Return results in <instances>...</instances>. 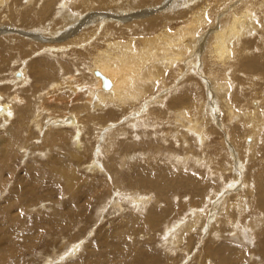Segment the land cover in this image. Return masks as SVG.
Listing matches in <instances>:
<instances>
[{
  "label": "rangeland",
  "instance_id": "1",
  "mask_svg": "<svg viewBox=\"0 0 264 264\" xmlns=\"http://www.w3.org/2000/svg\"><path fill=\"white\" fill-rule=\"evenodd\" d=\"M30 1L33 3L31 7L28 6L27 0H7L6 5L8 7L6 6V8L0 4V31L10 24L14 27L12 30H15L11 32L16 34H24L26 32L19 33V31H26L25 29L28 28L27 32L33 31L39 33V35L42 34L41 36L44 38L48 37V40H40V47L41 45H46L47 41L54 40L50 46L53 49L49 50L46 47L40 50L50 51L51 54L49 56L55 63L58 62V59H53V57L61 56V47H65L67 53L64 52L63 56H61L64 58V63L62 64L64 72L62 73L60 64L52 68L47 61L42 60V58H45L42 56L44 55L42 51L39 50L37 51L38 54L35 53L36 49H39L38 42H36L37 47L33 45L26 47L25 42H20L22 38L17 39V44L16 42L14 44L19 46H16V50L13 53L17 56L20 55L23 59L29 57L25 59L28 62L30 57L34 58L32 61L30 60L31 65L29 64V78L31 77V81L25 86L24 82L17 80L19 78L17 77L18 66L16 65L12 68V63L7 61L4 50L0 57V92L5 93L6 101L11 102L12 107L14 106L12 109L11 137L6 134V137L10 139L0 145V177L8 181L7 188L3 187L2 184L0 186V264H48L50 259H58V255L64 253L65 250L61 252L63 249H67L70 245L78 247L80 244L81 248L79 251L75 247L71 249L75 252V255L72 258H68L64 264H157L155 261L138 262V259L144 258L145 251L148 250L159 251L167 256L160 264H209L208 260H210V264H242L241 259L236 258L222 261L219 255L213 254L214 249L209 252L204 251L205 247L218 244L217 248L228 243L233 245L231 247H234V245L242 246V242L240 243L236 240L239 235H235L232 232L229 233L228 229L226 230L225 226L221 225L217 226L224 233H221L220 241H214L215 244L213 240L211 241L210 236L205 235V233L210 232L212 227L202 224L205 226L203 227V233L194 232V238L190 243H188L189 235L187 236L186 230L182 231L181 227L180 232H182L183 239H186L185 243L176 245L173 249L174 251H169L168 247L162 246L160 240L164 234L162 230L166 229L165 224L168 223L167 226L171 224L177 226L178 221H182L186 216L189 217V212L187 213L185 208L180 207V211L176 210V212L165 214L164 218L162 215L158 220L148 221L147 214L151 210L163 214L168 207V202L163 200V195L154 185L139 183L138 180L142 175H146L153 180L161 179L158 184H162L164 181L170 182L172 190H177L186 195L187 192L184 189L189 190L191 188L190 190H192L195 188L192 187L191 183L185 182V180L197 183L199 179L204 177L203 179L208 183L207 189H205V192H208L205 194L211 197L205 203V207L201 208L202 211L206 210L207 219L212 220L213 216L222 215L223 204H225L224 199L231 197L232 200L229 203H233V205L230 208L236 209L234 221L241 222V233L244 228L246 232H249L246 226L248 218L245 217L244 219L243 215V213H247L246 211L249 207L244 206L246 204L245 199L248 200L249 197L247 192L249 186L251 188L254 187L255 205L257 206L259 201L262 200L263 204L261 207L264 208V4H262L263 9L260 7L263 0H248L247 6H251L255 12L248 11L243 7L242 3L245 0H232L216 12L214 9L217 0H210L213 4L209 7L214 11L212 14L214 16L210 15L207 27L202 28L198 33L197 41L195 42L198 48L194 45L197 52L190 50V53L182 61V66H180L181 73L175 77L168 70L169 72L166 74L164 82L166 87L160 89H157L151 82L142 80L136 74L141 84L135 88L132 82H129L119 98L117 94L106 97L105 106L98 108V110L101 109L100 113H103L99 119H90L88 117L94 103L89 105L87 113L86 111L84 113L81 112L82 114L79 112L83 107L82 102L88 99L83 98L81 95L78 96L74 86L85 88L95 85L96 81L94 79H96V72L99 70L98 66H91L97 49H94L95 51L93 52L89 51L88 48L90 47L87 48V43H85L87 42L85 37H91L93 31L89 30L91 28L84 29L85 26L81 27L79 31H75V29H78L80 24L88 20L85 19L86 15H88V17L91 16L93 22L100 18V23L104 25L102 28L106 27L108 34H115L116 38L119 37L122 41H126L128 34L123 27H120L124 25L123 23L126 24V22L130 21L116 25L117 22H121V18L118 16L123 13L121 9L118 10L117 7L112 6L111 2L110 6H108L111 8L105 10L103 7H107V5L104 3V6L101 0H89L90 4L93 3L92 7L96 5V8L93 7L89 12L86 7L89 6L87 5L88 0H58L56 2L57 6L55 5L56 8H54L55 11H52L55 12L54 16H56L53 20L56 22L51 20L56 26L48 25L47 28L44 25L43 28H39L41 18L33 14L35 12L33 10L34 4L43 8L46 1L40 0L39 5L36 4L35 0ZM113 1L115 3L118 2L117 0ZM155 1H160V3L170 1V3H173L171 0ZM207 1L199 0L198 2H202L199 5H205ZM148 2H152L150 5L153 4V0ZM189 2L190 5L188 4ZM115 3L113 5H116ZM196 3L197 1L192 0L178 2V5L175 4V8L178 7L179 9H173L174 14L172 15L174 16L171 19L179 18L183 13V15L188 14V20H190L188 9L192 8ZM20 5L23 6L21 7ZM46 6H49V3ZM80 7L82 9H79ZM183 7L185 8L183 9ZM30 9L33 10L31 14L34 15L31 17H35L33 20L28 16H24V13L26 15L25 11ZM243 10L245 12L247 10V13H249L250 16L248 15V18L257 19V28H252V33L245 35L241 44L237 45V43H233L234 41L230 43V50L233 54L229 64L232 69L230 66L223 69L221 68L223 67L221 63L215 62L213 55L214 39L221 37L222 32L220 33L221 30L219 31V29H222L221 26L223 28L227 26L226 22L229 18V13L231 15L232 11L239 15ZM244 11L242 12L243 14L245 13ZM93 13L97 14V17L92 18ZM107 13L110 15L105 16ZM132 16L128 15L126 17ZM138 16V21L148 23V15ZM221 17L223 18L222 20ZM68 20L71 21L68 22ZM115 20L116 22L113 25ZM86 22L88 23L87 26H94V24L91 25V21ZM173 22H180L179 25H182L183 21ZM34 24L36 27H34ZM252 24L250 22L247 27L252 26ZM149 27L152 26L148 23L143 25L141 30L140 28L134 29V32L137 33L134 36H138L137 38L148 37L146 34L149 31ZM69 30L71 33L74 32L70 38L75 37L76 40L78 39L77 44L71 43L73 40L70 41V38H68L70 40L63 39ZM51 35L54 37H49ZM100 39L101 45L99 44L98 48L105 47L106 41L103 34ZM103 47L102 50H105ZM7 52H12V50ZM65 53L67 56H65ZM14 54L12 56H15ZM167 56L173 57L170 51L163 54L166 61L168 59ZM210 57L214 59L213 61L217 67L220 66L222 74L226 70L227 76L230 74L233 78L230 82L226 81L231 87L229 95H222L218 92L215 84L218 80L210 74ZM59 60L61 61L60 58ZM247 64H253L255 67L248 69ZM184 67H187L186 71L188 68H196L197 71H195L197 73H192L191 79L185 78L182 75V72H185ZM13 80H16V83ZM72 82L74 85L73 89H69L68 85ZM143 85L151 91L149 98H141L138 94L139 91L142 92L141 87ZM174 89V95L184 94L190 106L203 110V115H205L203 117H207L208 124L201 125V130L204 129L203 131L208 135H206L208 141L204 142V146L196 142L192 146L197 149L203 146L202 149L206 155L205 161L207 163L213 161L211 168L214 169L215 165V167L221 165L228 169L224 177L227 180L226 182L229 181L228 183L234 185V189L231 184V188L230 186L224 187L225 182L222 179V181L219 180L216 176L204 175V166L194 169L188 167V170H186V173L188 172L191 177H196L197 181L190 178L181 179V177H187L186 173L182 174V172L177 171L175 165L173 166L172 156L176 153L184 154L183 149L177 152L175 148L173 134L177 129L168 125L166 123L168 121H158L157 115H163L167 111L160 103L161 97ZM13 95H16L14 99ZM93 96L101 98L98 94ZM8 97H11V99L8 100ZM225 97H229L230 100L234 101V107L238 111L245 113L247 109H253L254 112L261 110V114L259 112L260 116L254 115L252 117V115H248L247 119L241 114H237L233 118L226 117V115H223L221 107V100ZM234 98L237 101L236 103ZM3 99L4 96L1 95L0 101H3ZM41 99H43L41 103L44 106L47 105V109L52 111L50 113L52 116H44V111L41 110L42 113L39 114L40 124L37 127L32 121L34 120L32 115L35 116V111H38L35 105ZM48 99L56 102L53 101V105H48ZM79 100L80 102L74 105ZM166 102H169V99ZM237 106L239 107L237 108ZM68 111L81 114L77 120L79 122L77 125L80 126V129L76 130V125L70 127L66 124H61L63 118L65 119L71 115ZM168 116L172 118V114H168ZM43 117H47L49 121ZM153 121L162 125V130L158 131L156 128L151 127V122ZM51 122L56 124L59 122L61 125L58 127ZM255 126L259 128L258 131H261L258 134L260 138L257 137L258 143L254 147L256 149L247 147L252 143L250 132H254ZM106 128L109 129L106 130ZM7 132L10 134L9 129ZM3 135L5 133L0 131V136ZM19 136L24 139L21 143H19ZM231 137L233 138L231 139ZM54 142L55 144H53ZM155 143L156 145H153ZM166 143L168 145H164ZM101 152L102 155H100ZM3 160H5L6 164L2 163ZM240 163H244V167ZM97 164L104 169V172L96 169L99 168ZM190 165L197 166L193 165V163ZM115 168L116 170L114 171ZM239 168L243 170L240 171ZM234 174L240 175L235 178ZM62 175L64 178H62ZM176 176H180L181 180H177ZM69 179L70 182L68 184ZM260 184L262 185L259 186ZM252 185L254 186L252 187ZM204 187L205 183L202 182L199 185L198 192L190 191L194 205H199L203 202ZM32 188L33 195L37 194L35 195L36 198L33 195L21 197L17 204V209L19 210H13V208L9 211L3 210L4 207L11 206L14 199L12 198L13 196L18 195L20 197L23 191H28V189ZM139 199L146 202L145 210H140L134 204H131L132 200ZM174 202L178 205L179 198L176 200L172 199L173 204ZM107 203L108 205H106ZM105 205L106 207L102 211V207ZM224 208H227V205H224ZM241 209L242 211H240ZM210 212L215 214L211 215L209 214ZM260 215L263 217L264 212H261ZM231 227H233V224ZM9 230H11V233L8 232ZM257 237L259 240L264 239V233L261 231L257 232ZM201 254H203L204 259L207 258V261L200 257ZM249 256L247 258L250 259ZM246 261L247 264H262L258 259H253L252 261L247 259Z\"/></svg>",
  "mask_w": 264,
  "mask_h": 264
},
{
  "label": "bare ground",
  "instance_id": "2",
  "mask_svg": "<svg viewBox=\"0 0 264 264\" xmlns=\"http://www.w3.org/2000/svg\"><path fill=\"white\" fill-rule=\"evenodd\" d=\"M35 1H36V4L39 5V1L40 0H35ZM45 1H46V4L49 3V6H46V4H45L44 7L41 8V7H39V6L34 4L33 10L35 12L33 14L36 17H40L41 18V24H39V26H38L39 28H43L44 25H46V27L48 25H50V26L52 25L53 27H55L56 25L53 24V22H56V21H54L53 18L56 15L54 16L55 12H52V11L54 10V8H56L55 5H56V2L58 0H52V1L45 0ZM117 1L118 2L115 3L113 0L112 1L111 0L110 1L101 0V3L103 5H104V3L107 5V7H103L105 10L111 8V7H108V6H110V2H111V5L117 7L118 10L121 9V12L123 14L121 16H118V17L121 18V22H117L116 25L121 24L122 22H125V21H130V22H126V24L123 23L124 25L120 27V28L123 27L124 30H126V33L128 34V38L126 39V41H122L119 37L116 38L115 34L114 35L113 34H108L106 27L102 28L104 25H103V23H100V20H99L100 18L98 20H95L96 22H93L92 19H91V16L88 17V15H86L87 17H85V19H88L86 21H91V25L94 24V26L93 27H89V26H87L88 23L86 21L85 22L82 21L84 23L80 24L78 29H75V27H74L75 31H79V29L81 27H83V26H85L84 29L91 28L89 30L93 31V34L91 35V37H89V38L85 37L86 40H87V42H85V43H87V48L90 47V48H88V50L93 52V51H95L94 49H97L96 54L94 55L95 57L93 59V64L91 66H94V65L98 66V70H99L98 72L104 78H108L110 80V83H111L110 89H105L103 87V81H102L101 77H99V76L98 77L96 76V79H94L96 81V84L92 85L90 87L81 88V86H74L73 82L70 83V84L68 83L69 84L68 85L69 89H73V86H74V88L77 90V95L78 96L81 95L83 98H87L88 99L87 101L82 102L83 103V107L79 110L80 113L81 112L84 113V111H86V113H87V110L89 109V105L94 103L92 109H90V112H89L90 114L89 115L87 114L90 119H95V118L99 119V117L103 114V113H100L101 109L98 110V108H100V107L103 108L105 106L104 105V101L106 100V97H111L112 94H117V97L119 98L120 94L123 92V89L127 87L129 82H132V84H133V86L135 88L138 85H140L141 84L140 80L138 79L136 74H138L142 80L151 82L157 89H160L162 87H166V85L164 84L165 79H166V74L170 71L173 76H175V77L178 76L181 73L180 66H182V64H183L182 61H184V58L187 57L188 53H190V50L194 51L195 53L197 52V50L195 49V46H196L195 42L197 41L196 37H198L197 35L201 31L202 28L207 27V25H208V23L210 21L209 20L210 19V15H212L214 13V11L218 12L220 9H222L224 6H226V3H229L232 0H217L215 2L214 11H212L210 9V7H209L211 4H213L210 0H208L205 5H199V4L202 3V2H198L199 0H192V1H197V3H196L197 5L195 4V5H193L192 8L188 9V13L190 14V20H188V17H189L188 14L183 15V13L181 14V16L179 18L177 17L175 19H171V17L174 16L172 14H174V10L173 9L175 8V4H177L178 2H180L182 0H176V2H174V0H171L173 3H170V1H168L167 3L164 2V1L162 3H160V1L156 2L155 0H153V4L152 5H150V3H152V2H148L149 0H123V1L117 0ZM87 2H88L87 5H89V6H86L88 8V11L90 9H92L93 7L96 8V5L92 7L93 3L90 4L89 0ZM6 3H7V0H0V4L4 5L5 6L4 8H6V6H7ZM113 3H115L116 5H113ZM247 3H248V0H245L242 3L243 7L245 9H247L248 11L250 10V11L255 12L251 6H247ZM27 4H28L29 7H31L33 5V3L30 0H27ZM188 4L190 5V2ZM192 4H193V2H192ZM262 4H264V0L261 2V6L260 7H262ZM186 5H187V3H186ZM68 6H70V5H68ZM156 6H160V7H156ZM115 7H114V9H115ZM263 7H262V9H263ZM82 8H83V6H82ZM82 8L80 7L79 9H82ZM87 8H85V9H87ZM176 8H177V10L179 9L178 7H176ZM184 8L185 7H183V9ZM262 9H261V11H262ZM23 10H25V9H23ZM33 10L30 9L28 11H25L26 15L24 13V16H28V17H30L33 20L35 18V17H31L33 15V14H31V12ZM161 10H163V11L160 12ZM247 10H246V12L243 10L245 12L244 14L242 13L243 11L242 12L239 11L241 15L240 14L237 15V14H235V13H233L231 11L232 14L230 15V13H229V18L227 19V17H226L227 26L225 28H223V26H221L222 29H219V31L221 30L220 33L222 32L224 34L221 33V37L218 35L220 38L216 37L217 34H215L216 38L214 37L215 38L214 39L215 47H214V54L213 55H214V58H215V62L221 63L222 66H223L221 68H223V69L227 68V66H230L229 61H230V58L232 57V54H233L232 51L230 50V43L232 41H234L233 43H237V45L241 44L242 40H244L243 39L244 36L249 34V33H252V28L253 29H254V27L257 28V23H256L257 19L255 20V19L248 18L249 13H247ZM84 12H86V11H84ZM165 12H167V13H165ZM18 13H20V12L18 11ZM177 14H175V15L177 16ZM215 14H217V13H215ZM96 15L97 14L93 13L92 18L97 17ZM108 15H110V14L107 13V15H105V16H108ZM128 15H133V16L132 17H126ZM138 15H140L141 17H142V15H145V16L148 15L147 16L148 17L147 21H148L149 25L152 26V27H149V31L146 34L148 37L137 38L138 36H134V34H137L136 32H134V29L140 28V30H141L142 29L141 27L143 25H147L148 24L147 22L143 23V22L138 21L137 20V19H139ZM102 16H104V15L102 14ZM212 16H214V15H212ZM120 18H118V19H120ZM222 19L223 18L221 17V20ZM51 20H53V22H51ZM74 20H76V19H74ZM180 20L183 21L182 25L181 24L179 25L180 22H178V23H174L173 22V21H180ZM70 21L68 20V22H70ZM224 21H226V20H224ZM33 22H35V21H33ZM115 22H116V20L113 22V25L115 24ZM248 22L249 23L250 22L253 23L252 26H248L247 27V24H249ZM77 23H79V22H77ZM34 27H36V25ZM12 29H14V27H12V24H10V25L6 26L5 28H3L0 31V57L2 56V53H3V50H4L5 51L4 54H5V56H7V61H10L12 63L11 64L12 68L15 67L16 65L18 66L17 67L18 68L17 77H19V78L17 80L20 81V82H24V86H25V85L29 84L30 81H31V79H30L31 77L29 78V76H30L29 68H30V65H31L30 64L31 61L34 58L30 57L31 61L29 60V62H28V60H25V59H28L29 57L23 59V58H21L20 55L17 56L16 54H14L13 51L16 50V46H19V45H15L14 43L16 42V44H17V39H21V38H22V40H20V42L21 41L25 42L24 44L27 45L26 47H28L29 45L36 46V42H38L39 49H36V51H35V53L38 54L37 51H39L40 49H44L46 47L49 50L53 49L50 46L52 45L51 43L54 40L53 41L49 40V41L46 42L47 43L46 45H41V47H40V45H39L40 44V40H42V41H45L46 39L48 40V37L44 38L43 36H41L42 34L39 35V33H35L33 31L27 32L28 28L25 29L26 31H19V33L20 32H22V33L26 32L24 34H16L15 32L13 33L11 31H15V30H12ZM116 29H118V28L116 27ZM116 31H118V30H116ZM4 33H7V34H4ZM72 33H74V32H72ZM72 33L69 30V32H67V34L64 35L65 37H63V39L64 40H70L71 39L70 41L73 40V42H71V43H76L77 44L78 39L76 40L75 37L74 38H70ZM83 34H84V32H83ZM102 34H103V36L105 38V41H106V43L104 44L105 47L102 46L103 48H105V50H102V47L98 48V46L101 45L100 44V40H101L100 37H101ZM58 36H59V34H58ZM85 36H86V34H85ZM49 37H54V36L51 35ZM97 37H99V38H97ZM56 38H58V37L56 36ZM68 38H70V39H68ZM84 41H85V39H84ZM105 41H103V42H105ZM81 45H83V44H81ZM84 48H86V46H84ZM65 49H66L65 47L64 48L63 47L60 48V50L62 51L61 56H63L64 52L67 53V51H65ZM10 50H12V52H7V51H10ZM40 51H42V53H44V55H42V56L45 57V58H42L43 61H47L52 68H54V66L60 64L61 65L60 67L62 68L61 72L62 73L64 72V69H63V66H62V64L64 63V58H62L61 56H58L56 54L57 56L53 57V59H58V62L55 63L53 60H51V56H49V54H51L50 51H45V50H40ZM167 51H170L172 53L173 57H168L167 56L168 59L166 61V60H164L163 54L164 53L166 54ZM192 51H191V53H192ZM66 53H65V56H67ZM13 54L15 56H12ZM52 54H54V53H52ZM59 58L61 59V61L59 60ZM187 59H189V58H187ZM210 60H211V62H210V65H211L210 74H212V76L216 77L217 80H218V82L216 81V83H215L218 92L220 94H222V95H229L230 91H231V87H230L228 82L226 83V81L230 82L233 78L231 77L230 74H228V76H227V73L225 72L226 70L222 74V72H221L222 70H220V66L217 67L215 65V63L213 61L214 59H212V57H210ZM191 65H192V63H191ZM96 66H94V67H96ZM254 67H255V65H253V64H247V68L248 69H253ZM186 68L184 67L186 73L182 72V75H184L185 78L191 79L192 73H194V74L197 73L196 72L197 70H196V68L195 69L188 68V70L186 71ZM231 69H232V67H231ZM245 70H247V69L245 68ZM231 73H232V71H231ZM15 74H16V72H15ZM93 75H95V74H93ZM12 79H13V77H12ZM260 79H261V77H260ZM13 81L15 82L16 80H13ZM14 88H15V85H14ZM141 89H142V92L139 91V93H138L139 96L141 98H149L150 94H151L150 89L148 87H146L145 85H143V87H141ZM97 94L101 98L93 96V95H97ZM174 94H175V89L174 90H170L168 93H166L165 95H163L161 97L160 103L163 106V108L166 109L167 111L164 112L163 115H159V114L157 115L158 121H160V122L168 121V122H166L168 125L174 126V128L177 129V131L173 134V138L175 139L174 141H175V145H176L175 148L177 149V152H179L180 149H183L184 154L181 155L179 153H176L174 156H172V160L173 161L172 160L171 161L173 163V166L175 165L177 171L182 172V174L186 173V170H188V167H192L194 169L196 167H200L201 168V167L204 166L205 167L204 175H206V176L209 175L211 177H215L216 176L219 180L222 179L223 182H225L224 183V187L230 186L231 183H228L229 181L226 182L227 180H225V177H224L226 175V173L228 172V169L227 168L225 169V167L221 166V165H217V167H215L216 166L215 165L214 169H213V168H211V164H212L213 161L212 162H208V163L205 161L206 160V157H205L206 155L203 152L204 150L202 148L205 145L204 142L205 141L207 142L208 140H207V137H206L207 134L203 131L204 129L201 130V125H203V124L207 125L208 124V120L206 119L207 117L206 118L203 117V116H205V115H203V110H200L198 108H194V106H190L188 104V102L186 100V96L184 94H177V95H174ZM1 95L4 96V99H3V101H0V108H1L0 109V131H3L5 133V135L0 136V145H3V142H7L8 139H10L9 137H11V126H12L11 124H12V115H13L12 109L14 108V106L12 107L11 106L12 105L11 102L6 101L5 93L0 92V99H1ZM15 96L16 95H13V99L15 98ZM9 99H11V97H8V100ZM168 99H169V102H166V100H168ZM42 100L43 99H41L35 105V107L38 110V111H35V113H34L36 117L34 115H32L34 117V120H32V121H33L34 125H37V127H39V124H40L39 114L42 113L41 110L44 111L43 112L44 116H46V115L52 116L50 114V113H52V111L47 109V107H46L47 105L44 106L41 103ZM234 100H235V103H236L237 101H236L235 98H234ZM53 101L54 100L48 99L47 100L48 105H53L52 104ZM54 102H56V101H54ZM79 102H80V100L78 102H76L74 105H76ZM87 103H88V105H87ZM60 105H62V104H60ZM221 107H222V110H223V115H226V117H228V118H233L237 114H241L244 118L248 119V115L249 116L252 115V117H253L254 115L260 116L259 112L261 114V110H258L257 108H256V110H258V111H256V112H254L253 109H251L252 111L247 109V111L245 113H243L242 111L241 112L238 111V109H235V107H234V101L230 100L229 97H225V98H223L221 100ZM238 107L239 106H237V108ZM185 109H187V111H185ZM198 110H200V111H198ZM79 112H76V113H70L69 112L71 115L66 117L67 119L66 118L64 119L62 117L63 121H61V124L62 125L66 124V125H68L70 127H74L76 125V130L80 129V126L77 125V123L79 124V122L77 120L79 119V115H81L82 113L79 114ZM168 114H172V118L170 116H168ZM33 117H32V119H33ZM219 117H221V116H219ZM43 118L47 119V117L46 118L43 117ZM221 119H223V118H221ZM92 121H94V120H92ZM52 124H56V123H52ZM61 124L59 122H57L56 125L58 127H60ZM215 124H217V123H215ZM151 127L156 128L158 131L162 130L161 129L162 125L156 123L155 121L151 122ZM8 129L10 131V134L7 132ZM107 129H109V128H106V130ZM258 130H259V128L255 126L254 130H253L254 132H250L251 138H252V140H251L252 143L250 145H248L247 147L254 148L256 146V144L258 143L257 142V137H258V134H260V132H261V131H258ZM13 133H12V135H13ZM6 134H8V136H9L8 138L6 137ZM28 136H30V135H28ZM19 138H20V140L18 139L19 143L23 142L24 139L21 138L20 136H19ZM232 138L233 137H231V139ZM258 138H260V137H258ZM76 139H77V137H76ZM78 140H79V138H78ZM164 140H166V139H164ZM98 141H100V140L98 139ZM194 142H196L199 145H203L202 148L199 147V149H197V148H195V146H192V145H194ZM231 142H232V140H231ZM79 143H78V145H79ZM53 144H55V142ZM99 144H100V142H99ZM70 145H71V142H70ZM153 145H156V143L153 144ZM164 145H168V144L166 143ZM171 149H173V148H171ZM254 149H256V148H254ZM100 155H102V152L100 153ZM217 156H219V155H217ZM207 158H208V156H207ZM209 159H210V157H209ZM210 161H211V159H210ZM2 163L6 164L5 160H3ZM191 163H193V165H197V166H191L190 165ZM219 163H220V161H219ZM240 164H242V163H240ZM97 165L99 166V168H96V169H98L100 172H104V169L99 164H97ZM244 165H243V167H244ZM218 166H220V167H218ZM115 170H116V168L114 169V171ZM229 170H230V168H229ZM239 170L242 171L243 169L239 168ZM198 171H199V169H198ZM11 173H13V172H11ZM182 174H181V176H182ZM242 174H243V172H242ZM234 175H235V178H236V176L238 174H234ZM239 175H238V177H239ZM186 176L187 177H181V179H183V178H190V179H194V180L197 179L194 176L191 177L188 174V172L186 173ZM244 176H245V173H244ZM62 178H64L63 175H62ZM175 178L177 180H181L180 176H176ZM203 178L199 179L198 181L196 180L197 183L194 182V181L185 180V182L191 183L192 187L195 188V189H192V190H190L191 188L189 190L184 189L187 192L186 195H184L183 193H181V192H179L177 190H174V189L172 190L171 189L172 185H171L170 182L164 181L162 184H158L159 182H161V179L160 180L159 179H157V180L156 179H154V180L153 179H149L148 176H146V175H142V177L139 178V180H138L139 183H149L151 185H154L161 192V195H163V197H164L163 200L168 202V207L163 212V214H159L157 211L154 212V211L151 210L147 214L148 221L152 222V221H155L156 219L158 220V219H160V217L162 215H163V218H164L165 214L170 213V212L171 213L176 212V210H179L180 207L181 208H185V210H187L186 211L187 213L189 212L188 213L189 217L186 216V218L184 217L185 219H183L182 221H178V225L177 226L175 224H173V225L171 224V225H168V226H167L168 223L165 224L166 229L164 228L162 230V232L164 234L162 235V239L160 240L161 245L165 246V247H168L169 251H174L173 249H174V247L176 245L184 244L186 239H183L184 237H182V234H181L182 232H180L181 227H182V231L186 230L187 236L189 235L188 243H190V241L194 238L193 237L194 232L198 231L199 234L203 233V230H204L203 227H205V226L202 225V224H207V226H211L212 227L210 232L205 233V235L210 236L211 237V241L213 240V243L215 244L214 241H218L219 238L222 237L221 233H224L217 226V225H221V226H225L226 230L228 229L229 233L232 232V233H235V235H239V237H237L236 240L239 241L240 243L242 242V246H239V245L235 246L234 245V247H231L233 245H230L228 243V244H225V246L222 245V247L220 246L219 248H217L216 246L219 245L218 244L219 242H218L217 243L218 245L205 247L204 251H208L209 252L210 250L214 249L213 254L214 255L215 254L219 255V258H221L222 261H227L228 259L236 258V259H241V263L242 264H247V261H246L247 259H248V261H252L253 259H258L260 261V263L264 264V239H260L259 240L258 237H257V232L261 231V232L264 233V229H263L264 216L262 217L260 215L261 212H264L263 211L264 208L261 207L262 204H263L262 200L259 201L257 206L255 205V202H254L255 201L254 200L255 196H253L254 192H255L254 191V187H253L254 185H252L253 188H251L249 186V189L247 190V192L249 194L248 195L249 197H248V200L245 199L246 200V204L244 203L245 204L244 206H249L248 208L246 207L247 208V211H246L247 213L246 214L243 213L245 211L242 212L243 215H244V219H245V217L248 218V221L245 220V221L248 222V224L247 225L245 224V225L247 226V228H248L247 230H249V232H246L245 228H244V230L241 233L240 232V229L242 227L241 224H240L241 222L239 223V221H236V220L234 221V216L236 217V215H235L236 214V212H235L236 209L233 210L232 208H230L233 205V203H229L232 200L231 197L230 198L226 197V199H224L225 200V204H223V212H221L223 214L220 215L222 217H220L219 214H218L217 216H213V217L211 216L212 220L207 219L208 217L206 215V210L202 211L201 208L205 207L204 206L205 203L207 202L208 199H211V197L208 196V194L207 195L205 194V193L208 192V191L205 192L206 191L205 189H207L208 183ZM66 179H67V177H66ZM61 180H63V179H61ZM69 182H70V179L68 181V184H69ZM202 182L205 183V187H204V191H203V202L200 203L199 205H194L193 204V199H191L192 195H191L190 191L198 192L199 185H201ZM237 182H238V180H237ZM1 184L3 185V187L7 188L8 181L4 180L3 177H0V186H1ZM261 185L262 184H260L259 186H261ZM70 186L72 188H74L72 185H70ZM231 186L233 187L234 185L231 184ZM231 186H230V188H231ZM233 189H234V187H233ZM32 192H33V188L32 189H28V191L27 190L23 191L21 193L20 197H18V195H16L15 197L13 196L12 198H14V199H13V203L11 204V206L10 207H4L3 210L9 211V210H12L11 208H13V210H19V209H17V204L19 203L18 201L20 200V198L21 197L32 196L33 195ZM35 195H37V194L33 195L34 198H36ZM237 197H239V196H237ZM177 198H179V202H178L179 204L177 205V203H175V202L173 204L172 203V199L176 200ZM186 198H188V199H186ZM241 200L243 201V199H241ZM131 204H134L135 207L140 209V210H145L146 202L141 200V199L132 200ZM106 205H108V203ZM106 205L104 207H102V211L105 209ZM224 205H227V208H224ZM233 208H235V207H233ZM238 208H240V207H238ZM179 211H178V213H179ZM240 211H242V209ZM218 212H220V211H218ZM215 213H216V211H215ZM182 214H183V212H182ZM209 214L214 215L211 212ZM249 214L251 215L250 217H249ZM232 224H233V227H231ZM245 225H244V227H245ZM260 225H261V229H260ZM215 226H217V227L215 228ZM8 232L11 233V230H9ZM225 237H227V236H225ZM80 245L78 247H75L74 245H70L67 249H63L61 252H63L65 250L64 253L59 254L58 255V257H59L58 259H50L48 264H60V263L64 264V262L68 258H72V256L75 255V252L72 251L71 249L75 247L79 251L80 248H81ZM248 256L250 257V259L247 258ZM200 257H202L204 259L203 254H201ZM256 257H258V258H256ZM165 258H167V256H165L163 253H161L159 251L148 250V251H145L144 258L138 259V262L142 263V262L155 261L157 264H160V262L163 261ZM204 260L207 261V258H205ZM207 262L210 264V260H208ZM253 264H256V263H253Z\"/></svg>",
  "mask_w": 264,
  "mask_h": 264
},
{
  "label": "water",
  "instance_id": "3",
  "mask_svg": "<svg viewBox=\"0 0 264 264\" xmlns=\"http://www.w3.org/2000/svg\"><path fill=\"white\" fill-rule=\"evenodd\" d=\"M96 75L99 76V77H101V79L103 81V87L105 89H110V87H111L110 80L108 78H104L99 72H96Z\"/></svg>",
  "mask_w": 264,
  "mask_h": 264
}]
</instances>
